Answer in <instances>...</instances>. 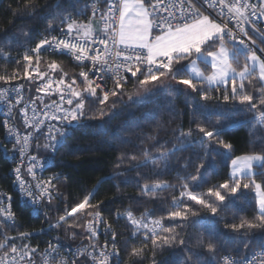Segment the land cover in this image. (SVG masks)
<instances>
[{"label":"snow or ice","instance_id":"1","mask_svg":"<svg viewBox=\"0 0 264 264\" xmlns=\"http://www.w3.org/2000/svg\"><path fill=\"white\" fill-rule=\"evenodd\" d=\"M67 3L69 6L62 10L60 4L45 6L59 19L49 23L46 35L23 55L27 62L24 77L33 83L44 81L35 92L58 99L42 104L40 109L36 104L40 97L25 101V85L13 84L21 79L19 70H14L0 74V104L5 108L6 119L2 123L5 139L13 141L11 151L20 159L12 170L15 184L22 198L45 217L47 228H41L40 233L63 229L71 239H83L73 247L53 236L40 251L39 246L33 247L28 242L35 233L18 231L21 225L12 211V196L0 193V264H36L34 257H39L42 264H124L118 234L103 217L102 202L92 203L93 194L63 208L53 204L54 200L63 205L68 202L54 183L62 174L43 176L48 156L42 153H49L54 159L81 121L110 118L116 104L123 102V90L130 80L138 92L143 89L147 94L171 88V82H175L187 86L190 94L199 95L202 101L213 99L209 89H223L219 99L224 107L214 114L227 119L228 112L245 113L254 125L253 143L264 146V47H261L264 0H67ZM18 7L22 11L14 14L33 15L45 10L35 0H24ZM208 9L212 11L205 14ZM82 16L87 17L86 22L79 19ZM97 17L102 27H96ZM42 49L69 55L82 70L68 77L61 69L54 79L38 67ZM0 56L6 58L10 52L0 50ZM33 56L37 61L35 68ZM201 64L210 72L202 69ZM30 68L36 76L30 74ZM48 69L55 73L60 65L53 61ZM110 98L115 99L109 104ZM189 107L192 126L186 133L182 129L175 133L178 143L160 141L152 145L155 152L139 146L138 155L143 157L139 160L137 154H122L116 161L119 171L107 177L115 180L136 172L140 195L135 199L143 201L145 208L159 199L150 194L174 188L163 179L165 175L175 171L183 181L179 196H172L166 215L156 217L154 211H144L137 217L132 207L116 214L117 220H126L129 232L123 251L132 258L130 264H145L149 259L151 264H264V184L256 179L264 177V147L260 152L231 159L228 177L202 190L204 164H196L195 171L189 172L188 162L172 165L171 157L189 144H199L205 157L211 155L215 145L230 151L232 144L222 139L227 123L213 125L207 114L198 119L203 106ZM14 111L23 120V131L10 123ZM146 139L154 140L156 136L148 134ZM0 150L9 151L5 144H0ZM216 155L223 157L225 153ZM142 168H148L149 172L140 177ZM182 171L186 174L180 176ZM245 190L255 192V215L251 219L235 217L238 223H225L231 241L213 231L208 240L198 238L195 248L186 243L183 238L186 229L204 224L203 219H194L202 209L215 217ZM44 204L63 214L53 222L40 212ZM9 231H16L17 235H9ZM100 236L104 237L103 243ZM251 238L258 241L255 247ZM166 249L170 258L158 261L157 253Z\"/></svg>","mask_w":264,"mask_h":264},{"label":"trees","instance_id":"2","mask_svg":"<svg viewBox=\"0 0 264 264\" xmlns=\"http://www.w3.org/2000/svg\"><path fill=\"white\" fill-rule=\"evenodd\" d=\"M23 2L24 0H0V50L5 53L10 52V56L6 58L0 56V74H10L14 70H19L21 79L13 81V84H24L33 91L37 81L33 83L24 77L23 69L26 61L23 60V55L46 35L47 25L56 23L59 19L58 15L54 16L51 11L45 9V6L60 4L62 10L69 5L67 0H35L41 9H45L44 11L35 12L33 15L14 14L22 11L18 5L23 4ZM85 2H90V0H85ZM79 19L86 22L87 17L82 16ZM253 38L256 37L253 36ZM257 43L260 44V41L257 40ZM53 61L60 65V69L56 70L55 73L48 69V64ZM241 63H243V57H241ZM36 66V57L33 56L32 68ZM38 67L41 72H48L54 79L58 78L61 69L68 74V77L80 72V69L68 57L43 50H41ZM200 67L210 72L206 65L201 64ZM32 68L29 69V72L32 76H36ZM68 77L65 79L67 80ZM47 78L45 77V79ZM164 79L167 83L166 78ZM171 83V88H161L154 94H147L143 89L138 92L134 81L130 80L123 90L125 93L122 98L123 102L116 104L114 113H110V118L81 121L80 126L74 127L72 135L55 156L54 170L62 174L60 180L56 182V186L64 194L68 203L63 205L54 200L53 204H59L63 208L81 200L84 195L93 194L92 203L102 202V214L118 234L117 240L120 241L119 246L124 264H130L132 259L123 251L124 241L129 239V232L126 227V220L123 218L117 220L116 214L124 213L126 208L132 207L134 215L137 217L144 211H154L156 217L166 215L171 207V198L172 196H179V188L183 181L177 178L175 171L170 175H165L163 179L171 183L174 188L150 194L159 199L148 203L147 208H145L143 201L135 199L140 195L136 172L127 173L115 180L107 179L119 171L116 168V161L122 154H137L139 160L143 159L138 155L139 146L155 152L156 149H152V145L160 141L178 143L175 140V133L181 129L186 133L192 126L190 125L192 119L190 105H195L198 109L203 106V111L198 112V119H202L207 114L208 120L213 125L227 123L228 127L222 139L232 144L230 151L215 145L214 151L207 157L204 156L199 144H189L184 150L176 152L171 157L170 163L172 165L188 162L190 165L189 172L195 171L196 164H204L206 171L202 181V190L206 191L209 186L222 183L228 177L231 171V159L236 156L252 154L253 151L260 152L264 147L253 143L255 139L252 134L254 125L249 123L245 113L228 112L227 119L214 114L224 107L223 102L219 99L223 89H209L208 94L213 99L202 101L199 95L190 94L187 86L176 85L175 82ZM77 84H79V78ZM129 96L132 98L129 99ZM112 99L115 98H110L109 104ZM2 123V116L0 115V144H3L4 138ZM160 125L163 127L156 132L155 130ZM148 134H154L156 139H146ZM217 152L225 153V155L223 157L218 156L216 155ZM124 166L127 167V162ZM9 172L10 164L5 160L2 150H0V185L12 196V210L16 214L18 224L21 225L18 231L37 233L29 242L32 246L43 248L47 245L46 241L53 236H58L61 241L69 245L81 243L82 237L73 240L64 233L63 229L52 230L47 234L40 233L41 228H47L44 215L33 217L30 209L11 187ZM146 172H149V169L142 168L139 176L143 177ZM185 174L183 171L180 172V176ZM256 179L257 182L264 184V177L257 176ZM255 207L254 190H245L243 195L237 194V198L229 204L228 208L218 211L215 217L208 210L202 209L194 219H203L204 224L187 228L183 233V238L193 248L196 247L198 238L208 240L210 238L209 233L213 231L217 234H224L223 238L231 241L232 236L225 229V223H238L239 221L234 219L235 217L251 219L255 215ZM136 208H139V211H135ZM42 213H46L53 222L58 215L63 214V212H54L52 207L47 204ZM176 231L179 232L180 229L177 228ZM8 234L17 235V232L9 231ZM251 239L253 247H255L258 241L256 238ZM169 258L170 251L167 249L158 252L156 256V259L162 262ZM145 264H151V260H146Z\"/></svg>","mask_w":264,"mask_h":264},{"label":"built area","instance_id":"3","mask_svg":"<svg viewBox=\"0 0 264 264\" xmlns=\"http://www.w3.org/2000/svg\"><path fill=\"white\" fill-rule=\"evenodd\" d=\"M201 11H205L204 8H201ZM212 10L211 9H208V11L205 12V14H209ZM97 21H99V17L96 18ZM82 21V20H81ZM99 24H100V27L103 26L102 22L99 21ZM232 25H229V27H231ZM250 35H252V33H249ZM43 51H45L44 49H42ZM48 52L50 53H55V54H59V55H64L66 57H68L72 63L77 66L80 71L82 70L78 65L77 63L67 54H60L58 52H52L51 50H48ZM27 64V62H25ZM37 67V66H36ZM83 70L87 71L88 69L87 68H84ZM35 73V72H34ZM36 74V73H35ZM44 81L42 80H37V84L35 86V88L39 85V84H42ZM20 84V83H19ZM18 85V84H17ZM35 88L33 91H31L30 89H28L26 86H25V90H24V93H23V96H24V100L25 101H28L30 98H35V97H40L39 100L36 101V104L38 106V109L42 108V104H47V103H50L51 100H57L58 97L53 95V96H49L45 93H36L35 92ZM5 108H4V105L3 104H0V114H3L5 116ZM29 115H31V112H29ZM6 117V116H5ZM13 117L14 119L10 122L12 124H14L16 127H19L21 129V131H23V120L20 118V114L18 112H13ZM5 135H6V131L4 129V138H3V144H5L7 146V148L9 149L8 152H4L2 151V154H3V157L5 158V160L8 161V163L10 164V184H11V187L13 188L14 192H16L18 194V196L20 197L21 201L23 203H25V205L30 209V212L31 214L33 215V217H38L40 216L41 214L38 215V213L34 210V207L32 205H30L29 203H27L25 201V199L22 198V192L20 190H18L17 188V185L15 184V178H14V175H13V172L12 170L20 163V159L18 156H15L13 155L12 153V148H13V141L11 140H6L5 139ZM69 139V138H68ZM67 139V140H68ZM40 143L42 144L43 143V140L40 141ZM62 148V147H61ZM60 148V149H61ZM59 149V150H60ZM59 152V151H58ZM58 152L55 154V156L58 154ZM42 155H45V156H48V159L46 160V164H45V171H43V176L44 177H49V176H53V175H56V174H59V172H56L54 170V165H55V157L54 159L51 158V155L49 153H42ZM54 183H56L54 181ZM0 193H7V190L2 188V186L0 185ZM10 195V194H9ZM46 204H44L41 208H40V212H43V209H44V206ZM13 211V210H12ZM103 215V214H102ZM104 217V216H103ZM37 233H35L34 236H36ZM33 236V237H34ZM32 239V238H31ZM29 240L28 242L32 241V240ZM104 241V237L103 236H100V243H103ZM86 243V241H85ZM80 244V243H79ZM77 244V245H79ZM77 245H72L73 247L77 246ZM33 247H36V246H33ZM47 247L44 246L43 248H40L39 247V250L40 251H43V249ZM63 254V253H62ZM35 261H36V264H42V261L39 257H34Z\"/></svg>","mask_w":264,"mask_h":264},{"label":"crops","instance_id":"4","mask_svg":"<svg viewBox=\"0 0 264 264\" xmlns=\"http://www.w3.org/2000/svg\"><path fill=\"white\" fill-rule=\"evenodd\" d=\"M95 25H96V27L99 28V27H100L99 21L96 20V21H95Z\"/></svg>","mask_w":264,"mask_h":264},{"label":"bare ground","instance_id":"5","mask_svg":"<svg viewBox=\"0 0 264 264\" xmlns=\"http://www.w3.org/2000/svg\"><path fill=\"white\" fill-rule=\"evenodd\" d=\"M2 116V122L4 119H6V117L3 115V114H0ZM9 175H10V172H9Z\"/></svg>","mask_w":264,"mask_h":264}]
</instances>
